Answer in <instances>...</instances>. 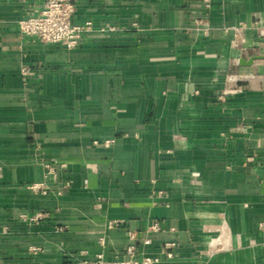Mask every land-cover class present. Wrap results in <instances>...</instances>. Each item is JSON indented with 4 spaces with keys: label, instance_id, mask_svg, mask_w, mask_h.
I'll list each match as a JSON object with an SVG mask.
<instances>
[{
    "label": "crops",
    "instance_id": "obj_1",
    "mask_svg": "<svg viewBox=\"0 0 264 264\" xmlns=\"http://www.w3.org/2000/svg\"><path fill=\"white\" fill-rule=\"evenodd\" d=\"M43 7L0 0V264H264V0H78L72 50Z\"/></svg>",
    "mask_w": 264,
    "mask_h": 264
},
{
    "label": "built area",
    "instance_id": "obj_2",
    "mask_svg": "<svg viewBox=\"0 0 264 264\" xmlns=\"http://www.w3.org/2000/svg\"><path fill=\"white\" fill-rule=\"evenodd\" d=\"M78 0H44V7L42 11L33 17H29L20 22V32L26 37H37L44 43L62 44L67 49L72 50L79 46L83 35L91 29V24L84 25L74 24L72 22L76 11V4ZM23 73H27L24 69ZM34 190H41V185L32 186ZM27 217L26 215L24 216ZM45 214L36 213L31 217L33 221H40L44 219ZM160 227L154 224L150 228V232H159ZM133 241L136 240L134 235H131ZM149 243V240H145ZM174 242H167L163 245V251L168 258L172 257V250L175 248ZM127 260L106 261L102 256L88 264H158L161 259L159 257H147L144 259H137L136 246L131 245L127 249Z\"/></svg>",
    "mask_w": 264,
    "mask_h": 264
},
{
    "label": "water",
    "instance_id": "obj_3",
    "mask_svg": "<svg viewBox=\"0 0 264 264\" xmlns=\"http://www.w3.org/2000/svg\"><path fill=\"white\" fill-rule=\"evenodd\" d=\"M261 58L262 56L251 54V55H248L247 57H242L239 60V65L243 67L251 66L254 63V61L261 59Z\"/></svg>",
    "mask_w": 264,
    "mask_h": 264
}]
</instances>
